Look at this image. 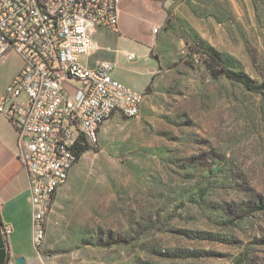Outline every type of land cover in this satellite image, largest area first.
Wrapping results in <instances>:
<instances>
[{
	"label": "rangeland",
	"instance_id": "1",
	"mask_svg": "<svg viewBox=\"0 0 264 264\" xmlns=\"http://www.w3.org/2000/svg\"><path fill=\"white\" fill-rule=\"evenodd\" d=\"M166 1L140 115L101 127L34 264H264V90L213 78L194 52L262 83L264 0Z\"/></svg>",
	"mask_w": 264,
	"mask_h": 264
},
{
	"label": "built area",
	"instance_id": "2",
	"mask_svg": "<svg viewBox=\"0 0 264 264\" xmlns=\"http://www.w3.org/2000/svg\"><path fill=\"white\" fill-rule=\"evenodd\" d=\"M121 2L0 0V59L14 50L24 62L0 97V112L19 133V156L29 178L33 241L38 249L45 242L55 198L78 163L77 150L100 143V130L92 132V120H99L101 129L116 115L130 119L141 113L146 93L115 79L112 61L100 60L93 67L83 62L95 52V27L119 30ZM127 58L131 61L137 55ZM68 79L85 87L78 104L67 98ZM72 135H81V143L66 148V139Z\"/></svg>",
	"mask_w": 264,
	"mask_h": 264
},
{
	"label": "crops",
	"instance_id": "3",
	"mask_svg": "<svg viewBox=\"0 0 264 264\" xmlns=\"http://www.w3.org/2000/svg\"><path fill=\"white\" fill-rule=\"evenodd\" d=\"M168 3L166 0H122L119 30L94 28V33L99 32L108 43L104 45L93 36L94 54L103 46L110 52L94 61L92 57L84 58V64L93 67L102 59L110 60L115 66V79L133 91L148 95L160 69L153 55L158 38L154 29L161 31L165 27L172 13ZM131 53L137 58L129 61L127 57ZM23 65L22 57L14 50L0 59V97ZM73 81H66L65 91L67 98L78 104L84 97L85 87H78ZM18 137L17 128L0 112V264H17L18 258H24L25 264L42 263L46 255L42 247L34 246L30 183L19 156ZM5 228H10L11 232L7 234Z\"/></svg>",
	"mask_w": 264,
	"mask_h": 264
},
{
	"label": "trees",
	"instance_id": "4",
	"mask_svg": "<svg viewBox=\"0 0 264 264\" xmlns=\"http://www.w3.org/2000/svg\"><path fill=\"white\" fill-rule=\"evenodd\" d=\"M194 52L201 53L202 56H205L204 61L213 78L225 77L231 81L241 84L245 89L251 92H259L264 90V81L262 83H258L248 79L244 74L228 68L219 54L214 50L208 48L207 50L203 51L194 50ZM151 88L152 87L150 86L148 93L151 92ZM90 149H92V147H90L88 144H85L77 150L78 162Z\"/></svg>",
	"mask_w": 264,
	"mask_h": 264
},
{
	"label": "bare ground",
	"instance_id": "5",
	"mask_svg": "<svg viewBox=\"0 0 264 264\" xmlns=\"http://www.w3.org/2000/svg\"><path fill=\"white\" fill-rule=\"evenodd\" d=\"M100 121L92 120V132H99ZM81 143V135H72L66 139V148H74Z\"/></svg>",
	"mask_w": 264,
	"mask_h": 264
},
{
	"label": "water",
	"instance_id": "6",
	"mask_svg": "<svg viewBox=\"0 0 264 264\" xmlns=\"http://www.w3.org/2000/svg\"><path fill=\"white\" fill-rule=\"evenodd\" d=\"M17 264H25L24 258H18Z\"/></svg>",
	"mask_w": 264,
	"mask_h": 264
}]
</instances>
